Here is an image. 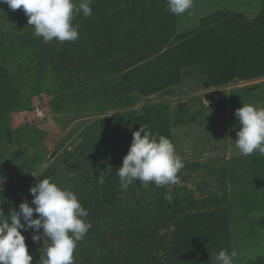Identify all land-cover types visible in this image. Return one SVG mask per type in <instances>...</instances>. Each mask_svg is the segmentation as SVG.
<instances>
[{
	"label": "rangeland",
	"instance_id": "rangeland-1",
	"mask_svg": "<svg viewBox=\"0 0 264 264\" xmlns=\"http://www.w3.org/2000/svg\"><path fill=\"white\" fill-rule=\"evenodd\" d=\"M90 7L74 11L75 42L44 43L0 4V209L35 207L29 190L48 178L88 212L74 264H216L220 250L264 264V156L239 153L234 116L264 108V0H194L181 16L166 0ZM141 126L184 167L175 184L121 191ZM21 234L39 264L50 241Z\"/></svg>",
	"mask_w": 264,
	"mask_h": 264
},
{
	"label": "clouds",
	"instance_id": "clouds-1",
	"mask_svg": "<svg viewBox=\"0 0 264 264\" xmlns=\"http://www.w3.org/2000/svg\"><path fill=\"white\" fill-rule=\"evenodd\" d=\"M90 3L91 0H81L77 7L73 0H0V4H6L12 11L23 9L27 24L34 29V36L42 37L44 43L53 39L75 42L78 27L72 25L74 11L82 10L85 17H90ZM166 4L170 13L181 16L192 9L194 0H166ZM234 116L240 125L235 140L239 153L249 156L258 152L264 156V108L243 105ZM132 135L128 153L122 166L116 170L121 191H126L134 181H139L144 188L150 183L156 187L177 183V174L184 164L172 142L165 136L153 135L146 126H141ZM47 167L46 163L42 164L31 176H45ZM103 182L101 175L98 183ZM29 191L33 196L31 205L35 207L25 201L20 203L18 211H10L7 216L0 209V264H31L33 257L28 253L21 230H32L31 239L37 243L41 240V229L50 244L44 248L39 264H74L77 242L91 228V223L84 219L88 216L87 210L72 191L61 189L48 178L37 179ZM165 199L171 202L172 196L166 194ZM34 213L38 218H33ZM236 256L234 250L230 254L220 250L216 264H233Z\"/></svg>",
	"mask_w": 264,
	"mask_h": 264
},
{
	"label": "built area",
	"instance_id": "built-area-1",
	"mask_svg": "<svg viewBox=\"0 0 264 264\" xmlns=\"http://www.w3.org/2000/svg\"><path fill=\"white\" fill-rule=\"evenodd\" d=\"M40 114H37V116H39Z\"/></svg>",
	"mask_w": 264,
	"mask_h": 264
},
{
	"label": "trees",
	"instance_id": "trees-1",
	"mask_svg": "<svg viewBox=\"0 0 264 264\" xmlns=\"http://www.w3.org/2000/svg\"><path fill=\"white\" fill-rule=\"evenodd\" d=\"M216 80V79H215Z\"/></svg>",
	"mask_w": 264,
	"mask_h": 264
}]
</instances>
